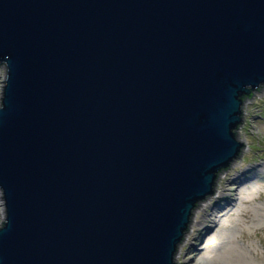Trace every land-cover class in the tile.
I'll return each mask as SVG.
<instances>
[{
  "label": "water",
  "instance_id": "1",
  "mask_svg": "<svg viewBox=\"0 0 264 264\" xmlns=\"http://www.w3.org/2000/svg\"><path fill=\"white\" fill-rule=\"evenodd\" d=\"M0 63V264H176L245 145L264 0H0Z\"/></svg>",
  "mask_w": 264,
  "mask_h": 264
},
{
  "label": "rangeland",
  "instance_id": "2",
  "mask_svg": "<svg viewBox=\"0 0 264 264\" xmlns=\"http://www.w3.org/2000/svg\"><path fill=\"white\" fill-rule=\"evenodd\" d=\"M5 74L6 67L0 65V100ZM259 88L243 102L242 120L236 129L237 141L245 145L238 158L231 163L234 165L220 171L215 179L214 193L218 188L224 189L228 199L221 200L213 193L197 204L199 206L211 196L214 197L210 202L214 203L215 210L224 214L220 224H213L204 233L197 234V240L192 243L183 244L185 233L180 242L183 245L180 247L178 244L174 255L176 264H264V86ZM224 172L226 174L222 175ZM236 173L239 178L235 182L242 184L237 198L230 197L229 193L234 192L227 189L233 185L232 175ZM232 200L234 205L231 208L226 204ZM4 218L5 205L0 189V227ZM189 229L188 226L186 232ZM193 242L197 245H193Z\"/></svg>",
  "mask_w": 264,
  "mask_h": 264
},
{
  "label": "bare ground",
  "instance_id": "3",
  "mask_svg": "<svg viewBox=\"0 0 264 264\" xmlns=\"http://www.w3.org/2000/svg\"><path fill=\"white\" fill-rule=\"evenodd\" d=\"M0 65H4L6 67V74H5V80H6L7 79V65L5 63H0ZM3 84L5 85L6 82L4 81ZM262 86H264V85L262 84ZM3 89H4V87H3ZM2 95H3V92H2ZM233 165L234 164H232L231 166H233ZM225 171H227V170H225ZM225 174L226 173L224 172L222 175H225ZM228 175H229V173L227 174V176ZM232 176H233L232 181H234L233 185H229L227 189L229 191L234 192L233 194L229 193L230 197L236 196L235 198H237V195L239 193V189L242 186V184L237 185V183H236L237 182L236 180L239 178V174L238 173H236L235 175H232ZM226 179H227V177H226ZM226 179H224V180H226ZM224 180H223V182H224ZM243 181L244 180H242L241 182H243ZM235 185H237V186H235ZM223 191H224V189L220 190V188H218V190L215 191L213 196L215 197V195H217L216 197L221 199V200L222 199L223 200L228 199V198H226V197H228V194H225V192H223ZM214 197L211 196V198H208L204 202L200 203L199 206L195 207V209L193 211L195 214L193 215V213H192L193 216H191L190 222H189L190 229L186 232V236H185L183 244H185L187 242L188 243H192V241L197 240V236H196L197 234H200L202 232L204 233V231H207L208 229H210L211 228L210 226L213 225V224H216V223L220 224V219H221L222 215H224V214H220L221 211L215 210L214 203L212 204L210 202V200H212ZM233 200L231 202L227 203L226 205H228V206H230L232 208L233 205H234V204L232 205ZM192 217H193V219H192ZM183 244L180 243L179 244L180 247ZM193 245H197V244H195L193 242ZM177 253H178V255L180 254V252H177ZM178 255L175 256V258H177ZM182 256H186V255L183 254Z\"/></svg>",
  "mask_w": 264,
  "mask_h": 264
},
{
  "label": "trees",
  "instance_id": "4",
  "mask_svg": "<svg viewBox=\"0 0 264 264\" xmlns=\"http://www.w3.org/2000/svg\"><path fill=\"white\" fill-rule=\"evenodd\" d=\"M252 96V93L251 94H249V95H247V96H243L242 98H243V100H245L246 98H248V97H251ZM239 126V125H238ZM238 128V127H237ZM236 131V130H235Z\"/></svg>",
  "mask_w": 264,
  "mask_h": 264
}]
</instances>
